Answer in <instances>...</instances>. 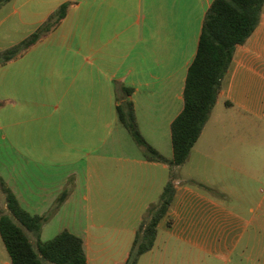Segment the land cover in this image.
Wrapping results in <instances>:
<instances>
[{
    "label": "crops",
    "instance_id": "crops-1",
    "mask_svg": "<svg viewBox=\"0 0 264 264\" xmlns=\"http://www.w3.org/2000/svg\"><path fill=\"white\" fill-rule=\"evenodd\" d=\"M211 1L0 4L3 21L13 23L8 36L19 38L9 45L29 38L69 4L54 29L0 66V177L31 215L47 213L72 179L71 192L56 213L67 220L57 234L67 230L82 239L86 264H96L94 247L100 245L91 231V215H101L100 220L114 215L112 229L133 243L147 208L158 202L171 179L169 165L147 160L118 121L117 85L133 89L139 133L170 160V125L183 107L187 69ZM238 47L215 105L222 98L229 108L247 113V122L246 117L240 122L247 124V142L195 143L188 161L210 166L213 180L193 172L174 179L172 201L145 253L151 264H264V241L247 237V202L249 212L263 206L253 198L252 183L264 176V159L258 157L264 144L252 133L264 134V5L257 27ZM6 49L0 46V52ZM211 115L213 110L200 137L208 124L215 128ZM237 176L247 180L248 189L232 186ZM78 212L83 216L76 217ZM51 221L41 228L42 241ZM112 236L105 232L101 237L108 241ZM257 245L262 247L254 253ZM127 257L114 264H124ZM0 264H11L1 238Z\"/></svg>",
    "mask_w": 264,
    "mask_h": 264
},
{
    "label": "trees",
    "instance_id": "trees-1",
    "mask_svg": "<svg viewBox=\"0 0 264 264\" xmlns=\"http://www.w3.org/2000/svg\"><path fill=\"white\" fill-rule=\"evenodd\" d=\"M4 1L0 0V4ZM263 5L264 0H212L206 9L196 51L187 69L182 92L183 107L170 125V160L160 155L139 133L130 100L133 89L117 85V92L120 94L116 106L118 121L133 141L144 149L147 160L167 163L171 168V179L164 186L158 202L147 208L124 264H137L139 257L152 249L157 225L166 214L174 195L173 170L187 161L191 149L198 141L215 106L235 50L246 42L257 27ZM68 7L69 4L60 6L29 38L0 52V66L20 56L54 29L65 17ZM71 184L72 179L47 213L31 215L20 206L15 195L0 178V199L4 207L0 213V238L11 264H86L82 239L67 230L48 241H40L43 224L67 199Z\"/></svg>",
    "mask_w": 264,
    "mask_h": 264
},
{
    "label": "rangeland",
    "instance_id": "rangeland-1",
    "mask_svg": "<svg viewBox=\"0 0 264 264\" xmlns=\"http://www.w3.org/2000/svg\"><path fill=\"white\" fill-rule=\"evenodd\" d=\"M3 16H4V11L0 10V46L9 49L15 47L18 43L26 39L19 41L18 43H16V45L15 44L9 45L8 42H10L11 40H18L19 38L8 36L7 27L9 25H12L13 23L4 22ZM226 77L227 74L224 77V79ZM255 89H259V88H255ZM211 116H212L211 121H214L215 117L217 119L215 128L212 129V127L210 126L211 124H208V126L205 128L204 132L202 133V136L199 137L200 139H198L199 145L215 142L218 144H227V145L234 144L235 146H238L239 143L247 142V124L246 126H242V124L240 126V122H242L241 121L242 118L246 117L245 122H247V113H245L243 110H240L237 106L235 108H229V106L226 105L225 102H223V99L220 98L217 104L214 106L213 115ZM252 134H253L252 139L258 138L259 143L264 144V134L261 135L254 133ZM131 142L134 145V147H139L133 141V139L131 140ZM138 149H140L141 152L144 151L142 147H139ZM237 152H239V150H235V153ZM258 157L260 159H264V146L262 147V150L260 151ZM188 159L183 165L180 166V168H176L173 170L174 179H179L180 176L185 175L186 173L193 172L199 174L202 178L206 177L209 180H213L210 166L205 167L202 162H200V164H197L195 160L189 162ZM236 178H237L236 181L232 182V186H236L237 184L247 185V189H248L250 184L247 183V180L246 181L240 180L239 176H237ZM238 180L242 182H237ZM191 184L194 185V182ZM252 192L254 196L253 198L256 201V203L262 202L263 206L261 208L256 209L254 212H249L248 211L249 204L247 202V231L249 233L247 234V237H249L251 240L264 241V229L256 230L257 228L262 227L264 225V176L260 178L258 182L252 183ZM3 209L4 207L0 199V213L3 212ZM76 209L77 210L79 209V205L77 206ZM56 213L48 220L50 221L52 219L50 224L52 225V228L46 231V233L44 234V238L46 239L45 241L52 239L60 230L61 226L65 223V221H67L66 215L62 214L61 218H57ZM70 216L73 218L72 215H69V217ZM75 216L81 217L83 215L80 212H78ZM91 216L93 218V221L91 220V223L93 222L94 224L93 227L91 228V231L96 236L99 237L98 243L100 244L99 246L94 247L97 258L96 264H114L115 262H122V260L127 256L131 248L132 241L127 239L125 233H120V231L116 232L112 229L117 223L116 217L114 215L113 216L107 215L106 217L102 218V220H100L101 215L99 214H92ZM124 219L125 216L123 217V220ZM103 222H106L107 225L101 228L100 225ZM128 223H130V225L133 224L131 218H129ZM105 232H108L109 234L110 233L113 234L111 240L106 241L105 238L101 237ZM250 233L252 234V237L256 234V238H252L250 236ZM29 236L32 237L30 234ZM40 241L42 240L40 239ZM261 247L262 246L257 245L256 249L254 250V253H256ZM151 263L152 261L148 259V254L142 255L138 261V264H151Z\"/></svg>",
    "mask_w": 264,
    "mask_h": 264
}]
</instances>
